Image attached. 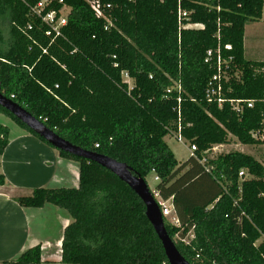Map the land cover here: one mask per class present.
<instances>
[{
  "label": "trees",
  "instance_id": "16d2710c",
  "mask_svg": "<svg viewBox=\"0 0 264 264\" xmlns=\"http://www.w3.org/2000/svg\"><path fill=\"white\" fill-rule=\"evenodd\" d=\"M41 1L0 0V94L72 145L124 163L143 180L156 177L154 190L171 200L180 222L175 228L163 220L169 238L192 232L187 244L174 243L188 263L264 264V161L239 152L206 159L229 136L244 146L264 144L250 137L264 122V61L244 56L245 27L260 20L263 0H100L109 5L106 20L84 0H46L41 16L69 10L58 37L47 36L32 11ZM178 7L188 13L184 25L200 28L179 29ZM217 49L232 58L225 97L253 101L241 116L205 98L215 74L206 54ZM177 134L196 159L176 161L166 138ZM8 137L0 124V156ZM57 153L77 163L78 187L12 198L24 208L66 211L60 263L168 264L136 194L96 163ZM40 263L33 247L2 264Z\"/></svg>",
  "mask_w": 264,
  "mask_h": 264
},
{
  "label": "crops",
  "instance_id": "0c3cea01",
  "mask_svg": "<svg viewBox=\"0 0 264 264\" xmlns=\"http://www.w3.org/2000/svg\"><path fill=\"white\" fill-rule=\"evenodd\" d=\"M247 31L249 48L246 49ZM261 31L264 33V0L260 20L245 27L244 56L248 60L264 61ZM0 124L9 130L8 145L0 156V173L5 179L4 186L0 187V264L17 259L33 247L40 248V264H61V240L70 223L66 211L50 204L24 208L12 195L37 188H77L78 165L61 158L55 149L1 114Z\"/></svg>",
  "mask_w": 264,
  "mask_h": 264
},
{
  "label": "built area",
  "instance_id": "2783aa9c",
  "mask_svg": "<svg viewBox=\"0 0 264 264\" xmlns=\"http://www.w3.org/2000/svg\"><path fill=\"white\" fill-rule=\"evenodd\" d=\"M90 10L93 12L94 16L98 19H105V14L103 13V8L108 9L109 5H101L100 0H84ZM58 3H62V0H58ZM46 4V0L41 1L32 11L40 16L41 22L46 25L47 31L46 35L54 37H58L60 35V29L65 26L67 21V16L61 15V11L65 8H63L59 15L56 16L54 12H49L43 16L40 15L41 10L44 8ZM188 13L181 10L179 7L177 8V23L178 27L180 28H197L198 25H184L183 20L187 19ZM226 51L230 50V46L226 45L224 47ZM206 61H214L215 62V74L211 77L210 81L208 82L207 89L205 91V98L209 103L215 104L218 108H222L224 104H228L230 109L237 115L241 116L245 109H251L253 107V101H246V100H235V99H229L225 97V94L223 92V83H227L229 81L228 77V70L230 68V64L232 63V58L228 57L226 59H223L220 54V49H217L216 51H208L206 54ZM261 75L264 82V69L261 71ZM234 77L238 78L236 74H234ZM122 79L127 83L128 88H132V84H128L129 77L126 73L122 74ZM131 82V80H130ZM264 103V100H263ZM264 115V112H263ZM250 137L254 141L264 142V122L262 123L261 130L251 132ZM175 140L182 144L183 146H186L190 156L195 158V148L194 146L186 143L179 134L174 136ZM97 147V146H95ZM216 147H213L211 150H215ZM196 159V158H195ZM205 158H203L200 161V164H204ZM208 171V170H206ZM242 172L239 173V177H242ZM154 182L156 183L158 179L154 177ZM151 195L156 202V204L159 207L161 216L163 220L166 221V223L175 228H180V222L175 216L173 212V207L171 205V200H163L160 198L157 191L154 189L150 190ZM190 235L191 240L193 239L192 232L187 233V235L180 239L179 235L176 234L177 241H180L184 244H187L189 241H187V236Z\"/></svg>",
  "mask_w": 264,
  "mask_h": 264
},
{
  "label": "water",
  "instance_id": "95a60500",
  "mask_svg": "<svg viewBox=\"0 0 264 264\" xmlns=\"http://www.w3.org/2000/svg\"><path fill=\"white\" fill-rule=\"evenodd\" d=\"M0 108L8 112L13 118L23 124L30 132L42 139L47 145L56 151H60L76 158L96 163L113 174L119 181L124 183L142 202L145 216L153 228L164 251L168 264H190L178 252L174 242L169 238L164 227L163 218L151 192L142 178L134 174L124 163L111 158L83 150L57 136L44 124L32 117L20 106L13 103L0 94Z\"/></svg>",
  "mask_w": 264,
  "mask_h": 264
},
{
  "label": "rangeland",
  "instance_id": "374dc122",
  "mask_svg": "<svg viewBox=\"0 0 264 264\" xmlns=\"http://www.w3.org/2000/svg\"><path fill=\"white\" fill-rule=\"evenodd\" d=\"M69 10L68 9H63L61 11V15L67 16ZM197 28H200V26H197ZM249 28V26H248ZM262 32V31H261ZM263 33V32H262ZM264 34V33H263ZM248 39H249V32L247 31L245 35V40H246V49L249 48L248 44ZM248 57V56H247ZM249 58V57H248ZM128 84H132L130 80H128ZM229 143L227 145H222L219 147H216L215 150H212L210 152L206 153V159H214L220 154H226L229 152H239L242 154L250 155L252 156L255 160L258 162H263L264 161V144L263 145H258V146H244L239 144L234 137L229 136ZM166 143L168 147L170 148L171 152L173 153L174 158L178 163H184L190 156V153L187 149L186 146H183L182 144L178 143L174 136H169L166 138ZM145 182L149 188V190L154 189L155 187V182L153 181L152 175H148L145 178ZM191 236H187V241H190ZM177 241L176 236H174V243Z\"/></svg>",
  "mask_w": 264,
  "mask_h": 264
}]
</instances>
